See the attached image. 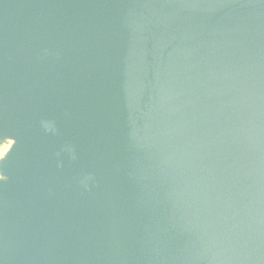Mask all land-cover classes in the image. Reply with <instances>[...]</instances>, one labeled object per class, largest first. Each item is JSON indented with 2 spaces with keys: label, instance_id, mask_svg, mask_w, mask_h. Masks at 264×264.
Returning <instances> with one entry per match:
<instances>
[{
  "label": "water",
  "instance_id": "95a60500",
  "mask_svg": "<svg viewBox=\"0 0 264 264\" xmlns=\"http://www.w3.org/2000/svg\"><path fill=\"white\" fill-rule=\"evenodd\" d=\"M0 264H264V0H0Z\"/></svg>",
  "mask_w": 264,
  "mask_h": 264
},
{
  "label": "rangeland",
  "instance_id": "374dc122",
  "mask_svg": "<svg viewBox=\"0 0 264 264\" xmlns=\"http://www.w3.org/2000/svg\"><path fill=\"white\" fill-rule=\"evenodd\" d=\"M0 152H1V150H0Z\"/></svg>",
  "mask_w": 264,
  "mask_h": 264
}]
</instances>
